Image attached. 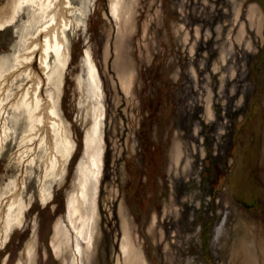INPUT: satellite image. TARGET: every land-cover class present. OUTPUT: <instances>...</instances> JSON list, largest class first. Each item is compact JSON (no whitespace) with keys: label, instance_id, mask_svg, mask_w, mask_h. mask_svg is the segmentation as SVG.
<instances>
[{"label":"rangeland","instance_id":"374dc122","mask_svg":"<svg viewBox=\"0 0 264 264\" xmlns=\"http://www.w3.org/2000/svg\"><path fill=\"white\" fill-rule=\"evenodd\" d=\"M11 1L0 0V7ZM72 2L83 6L82 0ZM241 2L233 25V0H138L135 28L122 38L136 69L132 93L127 94L115 64L118 26L110 0L86 1L87 11L78 15L81 23L68 29L71 58L60 99L76 151L62 183L51 184L53 200L44 205L41 159L30 166L28 156L22 162L17 157L25 119L18 122L0 155V191L25 177L28 210L24 225L9 241L2 244L0 239V264L17 263L34 227L37 264H62L50 242L55 220L67 217V198L85 150L77 78L86 75L83 57L89 47L103 79L106 105L100 232L91 264H123L118 262L123 255L120 203L149 264H239L231 251L237 232L243 231L240 224L253 221L264 230V19L258 32L248 14L251 2L263 12L264 0ZM27 8L13 23L0 26V56L12 59L20 49L31 15ZM242 22L246 32L239 40ZM186 28L190 36L184 42ZM225 45L232 50L226 61L221 57ZM33 64L45 78L38 58ZM47 87L44 83V95ZM208 99L214 109L211 118ZM175 139L184 152L173 167ZM154 213L157 224L150 230Z\"/></svg>","mask_w":264,"mask_h":264},{"label":"bare ground","instance_id":"6f19581e","mask_svg":"<svg viewBox=\"0 0 264 264\" xmlns=\"http://www.w3.org/2000/svg\"><path fill=\"white\" fill-rule=\"evenodd\" d=\"M86 1L82 0L83 6H76L72 0H12L4 7H0L2 28L13 23L24 7L30 8L31 14L28 13L29 22L22 31L18 52L14 51L15 55L13 57L12 54V59L9 56H0V155L5 149L7 139L17 131L18 122L22 118L25 119L19 140L21 149L17 157L22 162L28 156L30 166L37 162L38 157L41 159L43 172L39 177L41 180L39 190L44 205L53 200L51 184L55 180L62 183L77 147L67 120L61 113L60 99L65 71L71 58L68 29H74L81 23L83 18L78 15H84L87 11ZM241 1L233 0L235 6L233 25L238 22ZM137 3L138 0H110V12L118 26L115 64L120 84L127 94L132 93L136 69L131 61L129 47L126 49L128 42L123 41L122 38L135 28ZM261 8L256 2H251L248 8L249 17L258 32L261 31L264 19V11L262 12L263 8ZM245 32V23L242 22L237 34L239 40L243 38ZM196 33L200 34L199 28H196ZM189 36L190 31L186 28L184 42L189 40ZM231 51V48L225 45L221 52L222 60L226 61ZM190 52H195L194 45L190 46ZM109 53L108 47L105 52L106 60ZM37 58L45 78L34 68V59ZM83 58L86 75L78 76L77 85L80 91L81 117L86 127L85 150L76 168L73 190L67 198V217L59 216L55 220L50 242L62 264H91L93 247L100 232L99 200L106 148L105 88L92 48L85 50ZM191 69L196 76L197 68L192 66ZM20 77L28 79V83L25 84L23 79L20 82ZM44 83L48 85L46 95L43 94ZM207 104L208 118H211L214 116V109L210 106L211 99H208ZM10 119L14 122L13 125L9 124ZM180 145L179 140L175 139L172 148L173 167L174 163L180 162L184 152ZM27 171L30 173L28 169ZM26 184L25 177L21 181L14 179L6 183L0 191L2 244L8 242L11 234L25 223L28 210V202L24 197ZM114 193L116 190L112 191L111 195ZM119 206L123 228L121 240L123 255L118 262L149 264L141 240L130 224L124 205L120 203ZM157 218V214L154 213L149 225L150 230H153L157 224ZM243 223L244 227L240 224L243 231L240 235L237 232L238 239L231 251L234 258H237L239 264H264V230L256 222L243 221ZM164 234L165 229L161 228V235ZM37 244L38 233L37 228L34 227L16 264H37ZM168 248L169 244L166 243V249Z\"/></svg>","mask_w":264,"mask_h":264}]
</instances>
